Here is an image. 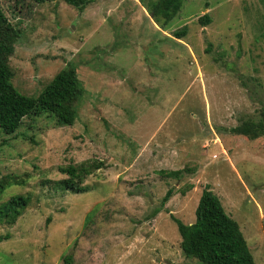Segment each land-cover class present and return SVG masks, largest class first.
Here are the masks:
<instances>
[{
    "label": "rangeland",
    "instance_id": "374dc122",
    "mask_svg": "<svg viewBox=\"0 0 264 264\" xmlns=\"http://www.w3.org/2000/svg\"><path fill=\"white\" fill-rule=\"evenodd\" d=\"M158 1L0 0L21 30L14 87L37 97L74 65L85 90L73 126L0 128V205L30 199L0 224V264H202L174 219L194 224L206 187L264 264V137L232 132L264 119V0H184L165 27Z\"/></svg>",
    "mask_w": 264,
    "mask_h": 264
},
{
    "label": "trees",
    "instance_id": "16d2710c",
    "mask_svg": "<svg viewBox=\"0 0 264 264\" xmlns=\"http://www.w3.org/2000/svg\"><path fill=\"white\" fill-rule=\"evenodd\" d=\"M69 5L84 11L93 0H65ZM184 0H159L152 7V15L162 27L171 23L183 7ZM212 18L205 14L200 18L203 26L211 24ZM189 33V27L183 26L174 32L175 39H183ZM21 38V30L6 17L0 6V128L7 135H12L21 127L25 118L49 114L63 126H73L77 120V104L85 94L79 79L77 68L69 65L37 96L21 94L13 85L11 59L16 52V45ZM232 132L251 140L264 137V119L259 122L243 124ZM70 177H75L76 169L62 170ZM168 176L178 177L180 172H170ZM66 183V182H65ZM68 183V182H67ZM71 188L73 187V184ZM173 195L169 190L163 200L167 203ZM30 199L19 195L0 205V224L14 223L22 216ZM182 237V250L190 259H197L202 264H256L239 223L225 210L220 198L206 187L202 192L196 209V222L186 225L174 219ZM65 264H73L72 255L64 258Z\"/></svg>",
    "mask_w": 264,
    "mask_h": 264
}]
</instances>
